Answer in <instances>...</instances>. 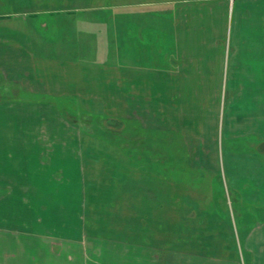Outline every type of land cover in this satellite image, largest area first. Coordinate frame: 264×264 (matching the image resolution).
<instances>
[{
	"label": "rangeland",
	"instance_id": "1",
	"mask_svg": "<svg viewBox=\"0 0 264 264\" xmlns=\"http://www.w3.org/2000/svg\"><path fill=\"white\" fill-rule=\"evenodd\" d=\"M105 6H120L111 11L123 17L116 19V24L125 25L123 46L132 50V62L140 72L135 89L130 80L112 79L113 73L104 80L103 91L82 88L90 84L87 73L98 75L96 64L113 62L122 44V30L114 28L115 20L107 19ZM21 16L27 25L22 24ZM125 16H132L134 23L127 25L130 20ZM49 19L59 25L41 37L37 27L42 29L43 24L39 20L48 24ZM161 19L184 28L193 21L204 24L215 19L213 29L205 26L200 32L193 30L181 42V50L206 58L210 48L199 47V42L203 45V41L219 39L218 44L223 37L226 58L217 55L211 80L195 78L196 64L191 62L184 69L193 70L182 71L177 78L179 85L174 84L178 91L172 83L167 86L165 80L160 82L156 77L147 78L149 88L142 75L161 72L156 66L162 64L153 58L158 56L157 47L169 46L171 54L175 42L171 33L158 34L157 27L161 31L162 23H167ZM2 23H16L7 27V34L17 39L19 34L27 36L34 41V49L31 46L26 56L15 58L14 54L24 52V48H11L4 41L9 36L0 32V232L4 234L0 235V264H50V251L59 248H63V257L66 255L65 242L40 244L38 238L43 237L38 236L37 229L36 236L23 232L18 216L28 217L30 210V216L49 215L58 221L70 217L67 222H71L73 217L78 222L83 217L93 236L90 244L97 248L105 245L114 254H121L123 249L137 251L132 257L129 253H110L108 263L121 259L145 264L151 249L174 255L176 262L178 255L191 258L221 253L226 257L227 248L241 247L243 225H236L232 217L234 198L225 191V172L230 163L239 169L243 164L253 166L242 154L258 156L260 146L264 153V51L253 47L259 40L264 42V0H0V28ZM127 28L134 33L131 37ZM222 29L224 36L217 38ZM139 35L149 39L140 42ZM229 40H233L231 47ZM60 61L73 62L70 76L57 81L62 83V91L51 90L56 89L55 75L60 74H51V83L42 87L48 91H41L37 74L56 72L63 65ZM119 65L115 60L114 66ZM121 82L122 87L118 85ZM163 85L166 89L161 91ZM100 117L102 124L97 121ZM132 128L137 129L135 144L130 149L127 145L120 148L126 144L123 134ZM67 137L68 144L52 143ZM65 150L68 155L62 158L60 152ZM53 151L58 152L55 158ZM65 163L68 171L64 174L69 177L62 174ZM205 164L212 172L205 170ZM78 168L83 171L85 186L78 183ZM194 179L199 189L212 187L213 205L205 210L214 215L194 207H176L181 198L193 200L192 192L185 198L179 189H188ZM165 183L171 186L170 217L162 228L155 218L152 222L149 196L141 190L144 185ZM226 200L229 204H224ZM27 236L32 237L28 240ZM59 260L54 258L52 264H61Z\"/></svg>",
	"mask_w": 264,
	"mask_h": 264
},
{
	"label": "crops",
	"instance_id": "2",
	"mask_svg": "<svg viewBox=\"0 0 264 264\" xmlns=\"http://www.w3.org/2000/svg\"><path fill=\"white\" fill-rule=\"evenodd\" d=\"M231 1L233 2L234 0H231ZM119 7L120 6H115L113 8H109L106 6L103 7V8H106L108 11L107 19L115 20L114 28L117 31L122 30L120 31L121 37H122V44L117 47V51H116L117 58L115 59L113 57V62H112V59H110L109 61L104 62V64H101L102 66H99L100 64H96L95 70L96 68H98L96 71L99 73L98 75L87 73V79L90 80V84L86 86L84 85L82 86V88L85 90L86 89H89V91L90 90L91 91L105 90L104 80H106L109 77V75L112 73H113L111 75L112 79L119 78L120 80H130L131 87L133 89H135L138 84V81L140 79L138 74H140V72L139 73L136 72L137 70L135 67V63L132 62V55L130 54L132 50L131 49L127 50L125 46H123V33L125 31V29L123 28H125V25L120 26L116 24V19L120 21L123 19V17L120 15L116 17L114 15L115 13L113 14V12ZM111 9H113V12L111 11ZM21 17H24V16H21ZM124 18L127 20H130V23L127 25H130V24L132 25L134 23L133 22L134 19L132 18V16L131 17L125 16ZM21 20L23 21L22 24L27 25L25 17L21 18ZM161 20L167 23L164 24L161 22L162 23L161 31L159 27H157V30L159 31L157 32L158 34L160 33L161 35L163 34L168 35L170 33L172 34V37L175 41L173 42V51L170 54L169 46L157 47L158 56H154L153 58H157V60H159L158 65L162 64L161 67L156 66L157 68L161 69V72L155 75L154 71H151L149 74H146L145 76L142 75L143 77L146 78V81H147V78L149 79V77H152V79L156 77L157 81L159 79H160V82L165 80L164 84H166L167 86H169L170 83H172V85L174 84L179 85L177 83V78L182 73V71L187 70L188 72H191V70H193L190 68L184 69V65L186 64L187 66V63H191V62L196 64L193 70V74H195L194 76L195 78L201 79V80H211L215 73V65L217 64V59H216L217 55L224 56L226 58V54L224 53L223 48H222L224 45V42L222 41L223 37H221V36H224V30L223 29L220 30V33H221L220 36L219 35L216 36L217 34H214V36H216L217 38L221 37L220 38L221 41L218 44H217V40L219 39H217L216 41L215 39H212L211 41H207V42L203 41L202 43L203 45H201V43L199 42V47L201 46L203 48H207V47L210 48V53H205V56L207 59L203 58L202 56H199V58H197L195 54L194 53L191 54L189 50H185V49L184 51L181 50L182 48L181 42L182 41L184 42L185 40L184 37L189 35L193 30L194 31L199 30L200 32L205 29L204 28L205 26L211 27L213 29L214 25L216 24L215 19H208L209 21L204 23L205 25L203 23H200V21H193V24H191V26L194 28L192 30L190 28L191 26H188V28H184L181 24H171L170 19H166L167 21H165L164 19H161ZM39 22L40 23L42 22L43 24L41 26L42 29L37 27V30L39 31V34L41 35V37H44V33H46V31H51V28L55 29V27L59 25L57 23V20H52V19H49L48 24L42 20H39ZM2 24L3 25L0 28V32H6L4 34H7V31H6L7 27L8 26L14 27V24L16 23H12V24L2 23ZM196 25L197 27H195ZM127 29L128 30L126 32L130 33V37H131V35H133L134 33L130 28H127ZM8 36H9V39H4V41H7L10 44L11 48H14V49L18 48L19 50H21V48H24V52L21 51V53L14 54L15 58H16V55L22 56L23 54H25L26 56V54H28L29 52L28 49H30L31 46H32V49H34L33 48L34 41H31L27 36H22L19 34L18 35L19 39L11 35H8ZM138 38L140 42H143V41H147L149 39V36L141 38V36L139 35ZM160 39L161 37H158L159 41ZM230 41L231 40H229V47H231L233 40L232 42ZM174 43L176 44L175 49H174ZM226 43L228 45V41ZM37 44L38 43H36V47H39L38 46L39 44L38 45ZM110 44L112 45V43ZM111 45L110 47H112ZM184 47L186 46L184 45ZM253 47L261 48V52H262L264 51V42H261V40H259V43L257 42V45ZM107 54L110 55L109 53ZM35 55L37 54L35 53ZM59 57L61 58V56ZM147 58L150 59L149 56H147ZM115 60L117 61L118 65L120 64L119 67L114 66ZM44 61L45 59L42 60L41 62L44 63ZM60 63H62L63 65L62 67L57 68L56 72L53 69L52 70L53 73H50V74L46 72L45 74H40V73L37 74L38 76L36 80L39 81L38 85L41 86L39 87V89H42V87H45L48 81H50L51 83V81L53 80V78L51 77L52 76L51 74H60V75L62 74L61 77L59 78L57 77L60 75H55V77L57 78V80L56 78L54 79L56 81L54 84L56 89L51 88V90L53 91H62L60 89L62 83L61 82L58 83L57 81H61V79L66 75L70 76V72L72 71L71 65H73L72 64L73 62L71 63L70 61H60ZM146 63H148L147 60H146ZM208 63H210L211 66L209 67L204 66V65H207ZM106 67H110L112 69H108ZM103 72L105 73V75L102 74ZM171 78L174 79L172 80L173 82H171ZM132 80H136V81H132ZM102 84H103V87H101ZM118 85L122 87V82L118 83ZM147 85L149 86V88L152 87L149 85L148 81H147ZM147 85H146V88H148ZM175 85H174V89L175 91H178L177 90L178 87ZM165 86L164 85L162 86L163 88L161 89V91H164L163 89H166ZM41 91H48V88H44ZM162 106H163L162 115L165 121L166 119V115H165L166 112H164L165 102L162 104ZM73 138H75L74 135H73ZM60 141H63L62 143L64 144L70 143V139H68V137L65 139V141L64 140H58V141L54 140V142L52 143L56 144L57 142L60 143ZM71 142H74V140H71ZM60 153L64 154L62 158L67 157L68 155L67 150H65V152H60ZM73 153L76 155L75 152ZM57 154H56V151H53L52 158H55ZM234 156L235 155H232V157ZM242 156H245L244 158L246 160H250L253 166L245 165L246 167H244V164H243V168L239 169L237 168L238 166L235 163H230L228 172L227 173L225 172V177H226L225 179L227 180L226 181L227 183H225V191L228 197L233 196L234 198L233 199L234 206H232L234 210L231 208V205H230V209H232L231 210L232 217L235 220L236 225L238 224L240 226L243 225L241 227L242 231L244 232L243 237H242L243 242L241 243L242 244L241 247L239 246V247L227 248L225 251L226 257H221L222 256L221 253L220 254L215 253V255H210V256H203V255L196 256L195 255V256H192L191 258H186L185 254L178 255L176 256L178 257L176 262L173 261V258L175 257L174 255H172L173 257H171L170 253L168 252L162 251L160 253L154 249H151L150 251L152 254L151 255L148 254L150 255V257L146 258L145 264H264V248H262L261 250V246L262 244H264V241L262 242L261 240V232H263V229H264V181H263L264 180V153L262 152L261 154V146H260L258 156H256L254 153H246V154H242ZM205 165H206L205 170L212 172L213 170L212 167H210L207 164ZM67 168H68V164L66 165L65 163V167H62V170H63L62 174H64L66 170L68 171ZM214 172L216 171L214 170ZM63 176L69 177V174L67 173V174H64ZM76 176L78 178V183H80L82 186H85L84 183L82 182L83 180L82 176H84V174H83V171L81 172L80 168L76 170ZM162 177H163L162 180L166 178V176L164 175ZM80 178H81V181H80ZM261 180L263 182H261ZM72 182L74 181L72 180ZM196 182L197 180L194 179V184H190L188 186V189L185 186L183 189H179V190H183V192L185 193V196H184L185 198L186 197L189 198V195H186V193L192 192L193 195H191V197H193V200H191L190 198L189 200L181 198L180 201H177L175 203L176 207H194L200 213L204 212L205 215H208V214L210 216L214 215L212 211L205 210V208H211L213 205L212 196H211V191L213 190L212 187L206 186L205 189H199L197 187ZM65 185H63V187L67 188V184ZM144 186L145 187H143L141 191H145L146 194H148L149 196V198L147 199L149 206L147 207H150L148 210L150 211L149 215L151 216V220L153 222L155 218V221L157 223H160L163 228L164 225L169 224L170 201H171V195L169 194V191H170L171 186L166 183L162 184L161 186H156V187L154 185H144ZM59 189L64 190L62 188H59ZM204 192H209V193L203 194ZM83 194H84V191H83ZM83 194H82V198L84 197ZM158 201L161 202L160 207L157 205ZM224 204H229V201L226 200ZM159 208L161 209L160 215H159ZM31 211L32 210H30L29 212L30 215L32 213ZM224 213L228 214L226 211H224ZM30 215L28 217L23 216V215L22 217L18 216V222H22L23 224V229H24L23 232L25 231L27 233L28 232L35 233V236H36V229H37V231L39 232L38 236L43 237L44 239L43 240L41 238H38V240L40 241V244L50 245L51 242H60V241L66 243L65 246L67 248L65 249L66 255H64V257H63V252H61L63 248H59L60 251L59 250L54 251V249L50 251L51 252L50 256L52 259L50 264H52L53 259L56 257L60 259L59 262L61 264H136L134 262H131V263L122 262L121 259H119L118 262L115 261L113 263H108L107 256H111V255L126 256L127 255L126 253H129L130 257H132V256L137 255V251H134L133 249H128L129 251L128 250L126 251L123 249L121 254H118L116 252L114 254L113 252H111L112 251L111 249L107 250L105 245H98V248H97L95 244H92V243L90 244V239H92L93 236L90 233H88L86 229L85 220H83V217H80L81 219H79L78 222L73 217L71 218V222H67L70 217L66 219L63 218L61 221H58L57 219L49 215H42L41 217L39 215H33V216H30ZM149 215L146 211L145 217L147 219L150 217ZM144 222H147V220ZM25 223L27 225H25ZM212 223L217 224V220L213 219ZM55 230H56V234H52V232ZM0 235H4V234L0 232ZM238 235L239 234H236V237H235L236 239ZM234 236L235 235L232 234L233 239H234ZM31 237L32 236H27V239L30 240ZM98 239L99 241H104V239H100V238ZM100 244H104V243L100 242ZM97 251L100 254V258H99V255L97 254ZM110 253H113V254L110 255ZM97 256L98 258H95ZM246 256L249 258L248 260L245 258ZM261 257H262V260H261ZM154 258H155V262L153 260Z\"/></svg>",
	"mask_w": 264,
	"mask_h": 264
},
{
	"label": "flooded vegetation",
	"instance_id": "3",
	"mask_svg": "<svg viewBox=\"0 0 264 264\" xmlns=\"http://www.w3.org/2000/svg\"><path fill=\"white\" fill-rule=\"evenodd\" d=\"M84 118H86V117H84ZM97 121H98V123H101V124L103 123V119L101 117H100V119H97ZM136 130L137 129L132 128L130 132H127V133L123 134L126 137V144H120V148L123 149L124 145H127V148L126 147L125 148L128 149V147H129V149H130V147L135 144L134 143V141L136 139L135 135H137V134H135ZM120 132H121L120 134L122 135V131H120ZM133 134H135V135H133ZM117 135H118V133H117ZM166 170H167V168H166Z\"/></svg>",
	"mask_w": 264,
	"mask_h": 264
}]
</instances>
